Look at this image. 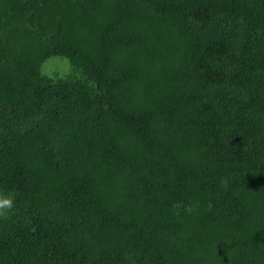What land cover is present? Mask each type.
<instances>
[{
  "label": "trees",
  "instance_id": "obj_1",
  "mask_svg": "<svg viewBox=\"0 0 264 264\" xmlns=\"http://www.w3.org/2000/svg\"><path fill=\"white\" fill-rule=\"evenodd\" d=\"M0 264H264V0H0Z\"/></svg>",
  "mask_w": 264,
  "mask_h": 264
},
{
  "label": "clouds",
  "instance_id": "obj_2",
  "mask_svg": "<svg viewBox=\"0 0 264 264\" xmlns=\"http://www.w3.org/2000/svg\"><path fill=\"white\" fill-rule=\"evenodd\" d=\"M14 201L12 197L0 196V215H5L13 209Z\"/></svg>",
  "mask_w": 264,
  "mask_h": 264
}]
</instances>
